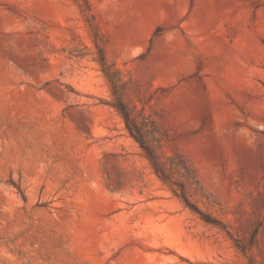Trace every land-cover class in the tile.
Returning <instances> with one entry per match:
<instances>
[{
  "label": "rangeland",
  "instance_id": "rangeland-1",
  "mask_svg": "<svg viewBox=\"0 0 264 264\" xmlns=\"http://www.w3.org/2000/svg\"><path fill=\"white\" fill-rule=\"evenodd\" d=\"M0 264H264V0H0Z\"/></svg>",
  "mask_w": 264,
  "mask_h": 264
},
{
  "label": "trees",
  "instance_id": "trees-1",
  "mask_svg": "<svg viewBox=\"0 0 264 264\" xmlns=\"http://www.w3.org/2000/svg\"><path fill=\"white\" fill-rule=\"evenodd\" d=\"M101 63L103 64V66H105L104 64V60H101ZM118 111L120 112V114L123 116L125 122H126V126L127 129L130 132V135L140 144V146L142 147V149L145 151V153L147 154L148 159L151 161L154 170L156 171V173L160 176V178L167 182L168 178L165 175L161 164L159 163V161L157 160L156 156L154 155V153L151 151V149L149 147H147V145L145 144L144 140L142 139L140 133L138 132V129L136 128V126L134 125L130 115L127 113V111L125 110L124 106L119 105V107H117ZM186 170V169H185ZM175 194L181 198L183 200V202L185 203V205L187 207H189L193 212H195L196 214L200 215L201 218L207 222V223H212V224H216V221H212V219L208 216V215H204V213H202L200 211V209H198L197 207H195L194 205H192L189 201V199L187 198L186 194L184 193V191H181V194L179 195L176 191H174Z\"/></svg>",
  "mask_w": 264,
  "mask_h": 264
}]
</instances>
